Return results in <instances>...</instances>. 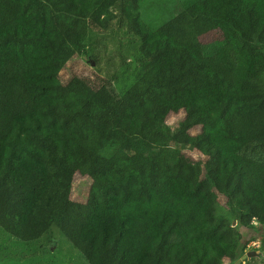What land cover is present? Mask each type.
Here are the masks:
<instances>
[{
    "label": "trees",
    "instance_id": "trees-1",
    "mask_svg": "<svg viewBox=\"0 0 264 264\" xmlns=\"http://www.w3.org/2000/svg\"><path fill=\"white\" fill-rule=\"evenodd\" d=\"M143 1L0 0V228L33 243L55 227L88 264H234L218 200L264 227V0H194L157 27ZM115 20L138 43L123 95L62 84L88 24Z\"/></svg>",
    "mask_w": 264,
    "mask_h": 264
},
{
    "label": "rangeland",
    "instance_id": "rangeland-1",
    "mask_svg": "<svg viewBox=\"0 0 264 264\" xmlns=\"http://www.w3.org/2000/svg\"><path fill=\"white\" fill-rule=\"evenodd\" d=\"M194 0H145L140 4V16L146 23L157 27L174 17L178 12L187 7ZM213 35L203 37L202 42L211 41ZM137 40L127 32L124 23L115 20L110 23L105 31L89 23L87 37L82 48L68 61L59 72V80L66 84L74 76L83 79L90 86L96 88L103 82L109 81L114 86L119 96L123 95L128 86L134 81L138 70ZM84 50L86 53H84ZM106 108V107H104ZM119 103L113 109L117 110ZM103 112V111H102ZM127 114V113H125ZM104 120L113 113L104 112ZM183 117L180 112L170 115L167 124L173 128L177 121ZM200 128H195L191 134H197ZM237 142H233L230 151L239 150ZM195 160L203 157L191 150H184ZM255 157L264 160V150L253 151ZM89 190V178L75 174L71 189V199L84 203ZM225 199H219L217 216L231 222L235 229V240L239 258L234 264H264V227L257 226L254 221L251 228H243L232 216L225 205ZM248 252H256L252 257L242 259ZM263 252V254H262ZM0 264H88L80 252L72 245L55 227L45 234L40 240L33 243L21 242L0 228ZM224 264H230L225 262Z\"/></svg>",
    "mask_w": 264,
    "mask_h": 264
},
{
    "label": "water",
    "instance_id": "water-1",
    "mask_svg": "<svg viewBox=\"0 0 264 264\" xmlns=\"http://www.w3.org/2000/svg\"><path fill=\"white\" fill-rule=\"evenodd\" d=\"M254 255H256V252H248L245 256H243L242 257V259H244V258H246V257H252V256H254ZM239 262H237L236 264H238Z\"/></svg>",
    "mask_w": 264,
    "mask_h": 264
}]
</instances>
